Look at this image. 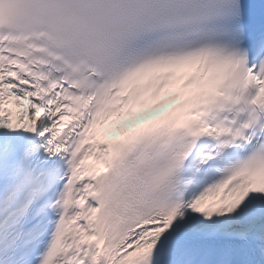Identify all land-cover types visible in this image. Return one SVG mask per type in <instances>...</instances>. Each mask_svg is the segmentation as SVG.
I'll return each instance as SVG.
<instances>
[{"label": "snow or ice", "instance_id": "obj_1", "mask_svg": "<svg viewBox=\"0 0 264 264\" xmlns=\"http://www.w3.org/2000/svg\"><path fill=\"white\" fill-rule=\"evenodd\" d=\"M0 264H264V0H0Z\"/></svg>", "mask_w": 264, "mask_h": 264}]
</instances>
